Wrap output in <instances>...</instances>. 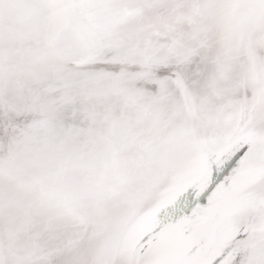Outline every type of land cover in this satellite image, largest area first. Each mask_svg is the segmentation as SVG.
Returning <instances> with one entry per match:
<instances>
[{"label": "snow or ice", "instance_id": "snow-or-ice-1", "mask_svg": "<svg viewBox=\"0 0 264 264\" xmlns=\"http://www.w3.org/2000/svg\"><path fill=\"white\" fill-rule=\"evenodd\" d=\"M0 264H264V0H0Z\"/></svg>", "mask_w": 264, "mask_h": 264}]
</instances>
